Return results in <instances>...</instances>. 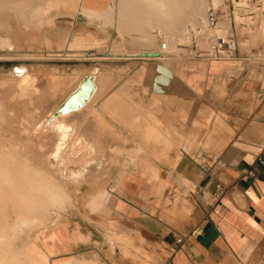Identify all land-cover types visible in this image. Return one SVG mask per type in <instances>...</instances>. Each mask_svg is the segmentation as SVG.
Here are the masks:
<instances>
[{
	"label": "rangeland",
	"instance_id": "rangeland-1",
	"mask_svg": "<svg viewBox=\"0 0 264 264\" xmlns=\"http://www.w3.org/2000/svg\"><path fill=\"white\" fill-rule=\"evenodd\" d=\"M23 1L24 0H0L2 4V10L0 9V11H2L0 12V18L2 19V21L0 19V35H4L6 32L5 30L8 26L6 21H8L11 27L13 25H17L16 27H18L19 24H24L21 20L22 16L17 10L5 8L7 5L16 6L18 3H23ZM28 1L31 5H37L39 2V0ZM222 2V5L217 7V12L220 15L219 23L215 28L211 29L201 28L192 18L194 14H204V6H201L200 0H180L179 8L173 10L169 18L158 16V11L156 10H150L149 8H145L144 10L143 7L130 3L128 0H109V2L102 3L108 14L106 20L102 17L85 19L79 16L78 13L76 14L71 6H62L56 10L52 9L51 15L48 18H44L42 21L45 22V24H49V22L53 21V26L57 25L56 27L58 28L59 26H64L65 29L68 28V30H71L69 40L73 36V33L74 35L80 33L77 38L73 39L75 43H66V37H64L65 40H63L64 38L62 37L63 42L59 38L53 39V43L55 44H42L40 46L41 48L39 47L41 50L39 48L37 49L36 56L31 55L34 53L27 46L23 47L22 45L21 47V45H17L16 43H14L15 46H13L12 49L0 46V102H2L0 105V145L3 143L6 144L8 141L6 139H8L9 127L4 114H6V110L9 109L8 104L11 105L13 103L12 105H24L27 107L28 111L32 113V116L30 115L31 122L25 123L28 131L13 133V136L11 135L12 140H15L16 145L18 144L20 147L25 148L23 152L26 154H30L31 152L36 153V151L39 150H41V153L45 151L46 146L42 148L41 146L46 145L47 138L50 137L51 141L53 131L51 130V133L45 134L44 129L48 128V126L55 121L54 117L57 115L56 112L59 105L66 98V95L71 93L68 91L73 87L77 88L79 79L88 73L95 74L94 76L97 78L96 83H100L101 85L102 82L107 84L109 78L111 80L110 83H113L114 77L127 84H150L152 88V109L150 107L148 108L150 111L155 112L156 117L154 120L159 123H153V125H158L157 130L151 125L153 132L151 136L149 135L146 137L147 144L149 145V147H147V152L152 153V157L130 156L127 154L129 150H123L119 146L122 154L115 155L113 158L112 156H98V158H103L101 160L105 163H97L96 165L94 163L84 164L83 167L99 172L92 176V180L90 177L86 182H81V184L76 182L78 183L76 185L63 182V185L67 187L66 192H64L65 194H63V192L60 194V191L58 193V189L52 186L41 187L39 184L40 181L36 177V181L33 183L34 186H26L21 189V194L33 198L34 203L30 201L25 204H18L17 202H11L7 185L0 187V264H40V262L44 261V256L39 261L42 255L38 253L34 254V248L41 242L46 244L49 240L50 232H54L56 228L64 227L71 216L78 215L88 220L92 212H98L99 209L93 210L89 205L83 204L82 197L89 196V194L92 193L90 192L91 190L95 189V192L100 191L102 194L104 191L108 192L107 190L110 188L118 192V185L129 190L142 179L153 187V196L158 198L157 204L160 209H162V203H177L183 195L187 194L181 185V183L186 185L187 183H185L182 176L176 171L178 165H176L177 156H182L180 149L184 141L181 140L182 135L176 131H172L173 129L168 126V122L174 121L178 124V126L175 124V127H179V129H183L186 132L188 131L190 135L187 136L192 137V140L185 141V148L189 152L191 151L192 157H194L198 149L207 151H210L211 148L218 149L220 146L217 147L211 144L212 146L208 145L207 148L202 145L207 140L206 138L208 135L212 134L218 122L228 123L229 120H234V127H237L235 123L237 118L236 116H232L230 112L221 109L222 100L220 98L216 100L215 103H212L203 96L192 93L190 98L185 99L184 105L181 103L178 104L176 98L168 95L172 80L174 79V74L168 64L179 60H196L197 58H204L202 54L207 50L211 40L215 37L219 38L217 34L222 31L221 33L224 34V37L220 36L222 40H224V38H234L238 42V59L223 60V62H230V65L221 64L222 68L232 66L234 72L231 74H234V76H238L241 70L247 69L250 74H252V78L263 79L264 77V34L259 31L260 28L257 26L258 24L256 21L248 19L247 17L245 18L246 20L244 17L241 20L236 19L235 14H233L236 8L232 0H223ZM247 5L248 9H246V13L249 9H253L251 3ZM25 8L26 5H23L21 9ZM222 11H224V13ZM6 14L8 16H6ZM126 14H131L132 18L126 20ZM140 17L145 18V20H141V22L137 24V22H139L137 19ZM5 18L7 20H5ZM3 19L5 21H3ZM146 19L150 20L154 25L145 26L147 25ZM133 20H135V22ZM70 23H73L72 26ZM102 23H104V25ZM143 23H145V25ZM40 25H43V23ZM69 26L71 29H69ZM128 29H130V36L126 35L124 36V40H120L121 38L117 36V32ZM91 34L105 37L104 43L101 44L96 42L91 37ZM142 34L152 36V41L155 42L152 44L151 41H144L143 38L140 37ZM202 36H204L205 40L203 39V41H200V37ZM41 40L44 41V37H42ZM111 41H123L122 44L124 47H122V49L115 48L113 45H110ZM162 41L167 42V44L169 43L170 50L169 53L162 56L160 60L133 55V53L140 52L141 48L152 47V50H157V48H159V43ZM171 41L173 43H171ZM170 43L173 45L175 43L176 46H170ZM146 44L150 46H146ZM37 53H39V55ZM44 54L47 56L45 57ZM145 65H147L149 69L155 68L156 70L149 73L139 72L141 66ZM18 66L23 67L26 74H32V84L25 88L13 86L11 83L13 78L12 69ZM162 67H164V70H162ZM132 72L136 73V76L131 78L129 75ZM76 74H79L78 78H75L77 76ZM145 79H147V82ZM150 79L151 81L149 82ZM103 86L104 85H102V87ZM100 87L101 86L98 85L96 91L98 94L97 99L102 95L100 92L102 87ZM21 90L24 91L23 94H25V96H23ZM112 94L113 93L109 94L108 97ZM119 94H122L123 97L124 95L128 96L123 93ZM143 95L145 96L146 94L144 93ZM108 97L105 101H107ZM155 98L158 100V103L154 101ZM13 99H15V102L12 101ZM96 102L94 101L93 107L89 108V112H92L93 115L96 113ZM145 109L147 110V108ZM191 109L192 115L189 114ZM203 112L205 114H201ZM187 114L189 116H186L188 119L187 121L194 119V115H196L199 118L196 119L198 121L201 120L200 123L202 124L199 123L195 125L194 127L196 128L186 123H184V126L182 123V116ZM87 116L90 115L88 114ZM202 116L204 118H202ZM216 117L219 118L217 119ZM212 118H216L217 120L215 119V122L217 123H215ZM58 120H62L60 115L56 121ZM78 121H81V119ZM203 122H205V125ZM214 123L216 125H214ZM208 124H210V126ZM200 125L206 126V132H208L206 133L205 130L203 132L202 129L206 127L204 128V126H201L203 128H200L198 127ZM159 129L162 131V133L160 132L161 134H159ZM192 130H195L193 131L194 133H192ZM201 131L204 134H201ZM233 131L234 135L232 137L236 136L234 128ZM26 143L29 145L28 147ZM133 148L134 147H132V149ZM112 150L113 149H110L109 152H112ZM133 153H136V151ZM41 158L44 159L43 163L45 167H48L47 171L51 169L53 172L56 170V163H59L65 157L44 156ZM52 159L55 166L51 164ZM111 159L117 160V163L108 164V168L101 171ZM84 162H87L86 157H84ZM68 170L75 171L76 168L71 166ZM53 175H55V173H52L50 176ZM26 177L29 179L34 178V174L28 172ZM101 187L103 189H99ZM164 191L168 193L166 194ZM87 192L90 193L88 194ZM3 196H5L4 199ZM55 200L58 201L55 202ZM32 206H34L33 210H31ZM108 215L109 213L106 211L105 216L107 217ZM123 238L115 239L121 241L122 249L125 251L129 244L128 241L123 242ZM108 239L110 243L114 241L112 237H108ZM125 254L129 256V252ZM34 257H36V260ZM132 257L138 259L140 264H146V260L149 262L151 259V256L144 252L136 255L134 254ZM74 259L72 264H81L80 262H83V264L91 262L103 264V260L99 258L96 252L80 255ZM48 264L51 263L48 262ZM247 264H264V255L253 258Z\"/></svg>",
	"mask_w": 264,
	"mask_h": 264
},
{
	"label": "crops",
	"instance_id": "crops-1",
	"mask_svg": "<svg viewBox=\"0 0 264 264\" xmlns=\"http://www.w3.org/2000/svg\"><path fill=\"white\" fill-rule=\"evenodd\" d=\"M88 1L91 7L109 2ZM229 63L197 58L168 64L174 74L168 95L176 98L178 104L184 105L192 93L212 103L220 98L221 109L237 118V127H234V120L228 121L233 133L226 134V137L230 135L228 140L225 137L226 142L218 149H198L194 157L185 148V141L192 140L187 136L190 135L188 131L175 127L178 124L174 121L168 122L172 131L182 135L184 141L176 171L187 183H181L187 194L177 203H162L160 209L158 198L153 196V187L142 179L129 190L121 185L117 186L118 192L109 188V196L102 200L103 206L98 212H92L88 220L71 216L64 227L49 233L46 244L41 242L34 248V254L42 255L39 261L44 256L51 264H72L77 256L96 252L103 264H140L132 256L144 252L151 256L146 264H247L264 255V77L252 78L247 69L234 76L232 66H221ZM135 76L133 72L129 75ZM110 82L109 78L95 104V117L98 118L90 115L79 122L82 128L90 124L99 128L90 135L97 139L99 150L104 155L107 153L105 157L110 156L111 145L131 150V139L135 134L136 137L141 135V131L133 128L141 123L131 115L136 103L144 108L152 107L150 84H127L116 77ZM76 89L73 87L68 92ZM111 93L128 95H124L129 99V110L126 111L125 106L122 108L123 120L116 113L114 118L110 117L103 107ZM119 109L115 108V112ZM189 114L192 115V109ZM129 121L134 123H127ZM182 123L192 125V119L182 120ZM232 126L236 132L234 137ZM109 129L113 135L107 132ZM82 198L83 204L89 205V196ZM108 237L114 241L110 243ZM121 237L129 244L128 247L123 245L125 251L121 241L115 239Z\"/></svg>",
	"mask_w": 264,
	"mask_h": 264
},
{
	"label": "bare ground",
	"instance_id": "bare-ground-1",
	"mask_svg": "<svg viewBox=\"0 0 264 264\" xmlns=\"http://www.w3.org/2000/svg\"><path fill=\"white\" fill-rule=\"evenodd\" d=\"M128 1L130 3L136 4L139 7H143L144 10H145V8H149L150 10H156V11H158L157 15L160 17H163V18H169L171 16L173 10L178 9L179 4H180V0H128ZM222 1L223 0H200L201 6H204V14L197 13V14L193 15L192 18L194 19L196 24L200 25V27L204 28V29L215 28L219 23V16H220L217 12V7H219V5H222V3H223ZM232 2L234 3V6L236 8L235 13L232 12L233 14H235L236 19L241 20V19H243V17H244V19L247 17L248 19L256 21L258 24L257 26H259V28H260L259 31L264 34V0H232ZM248 2L251 3L253 9L252 10L249 9L250 11L248 10L249 12L247 11V13H246V9H248L247 4H250ZM23 5H26L25 9H21ZM1 6H2V4L0 3V9H1ZM62 6H71L73 8V11L76 14L78 13L79 16H81L85 19L95 18V17L101 18L102 17V18H105V20H106V18L108 17V14L106 13L105 6L103 4L98 5V7H91L88 0H39L37 5H31V4H29L28 0H24L23 3H18L16 6L7 5L5 7L9 10L10 9L17 10L19 12V14L22 16L21 20L23 21L24 24L18 23L19 26L16 27L17 25L16 26L13 25L15 27L14 28L13 26L11 27V25L8 23V21H6L8 26L6 27L5 34L0 35V46L4 47V48L5 47L11 48V49L13 48V46H15L14 43H16L17 45H21V47H22V45H23V47L27 46L34 53L31 55L36 56V51H38L37 49L42 44L47 43V44L51 45V43H52L54 45L55 43H53L54 42L53 39L55 40V39L59 38L62 41V39L64 37H66L67 38L66 43H69V42L75 43V40H73V39L77 38L78 35H80V33L79 34L76 33L75 35L73 33V36L69 40V37L71 36V30H68V28L65 29L64 26H62L63 28L60 26L58 28V27H56L57 25L53 26V23H52L53 21L49 22V24H45V22L42 21L44 18H48L51 15L52 9L56 10ZM223 8H225V7H223ZM0 12H2V11H0ZM222 12L224 13V11H222ZM7 14H6V16H8ZM66 15H68V14H66ZM17 16H18V14H17ZM57 16H59V15H57ZM125 17H126V20H130L132 18L131 14H126ZM6 18H5V20L8 19V18L7 19ZM5 20L3 19V21H5ZM137 20H139V22H137V24H139L141 22V20L143 21V20H145V18L140 17ZM1 21H2V19H1ZM133 21L135 22V20H133ZM146 21H147L146 22L147 25H145V23H143L145 26H148V25L153 26L154 25V24H152V22H150V20L146 19ZM19 22H20V20H19ZM40 22H42L43 25H40V24H42ZM247 22H248V20H247ZM249 22H251V21H249ZM73 23H70L71 26ZM102 24L104 25V23H102ZM142 27H143V25H142ZM69 29H71L70 26H69ZM98 30H100V29H98ZM259 31H258V33H259ZM94 32H96V31H94ZM221 32L222 31L218 32V34H217L219 38H220V36L222 37L224 35ZM97 34H98V32H97ZM100 34H102V33H100ZM130 34H131L130 29L120 30L117 32V36L121 38L120 40H124V36H126V35L130 36ZM42 37H44V41L41 40ZM91 37L98 43H101V44L104 43L105 37H100V35L97 36V35H93V34H91ZM140 37L143 38V40L146 42L151 41L152 44L155 42V41H152V36H150V35L142 34V35H140ZM154 38H155V36H154ZM203 39H204V36L200 37V41H203ZM225 39L226 38H224V40ZM63 40H65V38ZM126 40H127V38H126ZM129 40H130V38H129ZM169 40H170V38H169ZM172 40H173V38H172ZM122 42L123 41H111L110 45H113V47H115V48L122 49V47H124ZM171 43H173V42L171 41ZM171 43H170V46L175 45V43H174V45ZM176 44H178V43H176ZM148 45L146 44V46H148ZM160 45H161V42L159 43V47H160ZM58 46H59V44H58ZM27 47H26V50H27ZM56 47H57V45H56ZM168 47H169V43H168ZM151 48L152 47L141 48L140 52L133 53V55L135 54L139 57L154 58V59L160 60L162 58V55H159L160 49L157 48V50H152ZM169 50H170V47H169ZM39 53H37V54L39 55ZM46 56L47 55H45V57ZM149 67H152V66H149ZM23 69L24 68L21 66H18L16 68L12 69L13 78H12L11 83L13 86H20V87L25 88L26 86L32 84V80H31L32 74L31 75H29L28 73L26 74ZM155 70H156L155 68L149 69L148 66L145 65V66H141V69L139 70V72H148L149 73V72L155 71ZM162 70H164V67H162ZM76 75L77 76L75 78H78L79 74H76ZM94 75L88 73V74H85L81 79H79L76 91L71 92L70 94H67L66 98L59 105V108L56 112L57 115H55V117H54L55 121L53 123H51V125H49L48 128L44 129L45 134L51 133V130L53 132H52V137H51L52 142L50 141V137H49L46 140L47 141L46 145L41 146V148L43 146H46V150L43 151L42 153H41V150H39V151H36V153L31 152L30 154H26L25 152H23L25 148L20 147L17 144L19 146L18 147L15 143V140H12V136H13L12 134L13 133L14 134L17 132L23 133L25 131H28L27 125L25 123L31 122L30 117L32 116L31 115L32 113L29 112L27 107H25L24 105H21V106L16 105V104L12 105L13 103L11 105L8 104L9 109H7L6 110L7 113L4 114V117L6 116V122L8 123V127H9L8 136H7L8 139H6L8 141L6 144L3 143L2 145H0V161H1V165H0V187L7 185L8 192L10 193L9 196L11 197L12 203L17 202L18 204H25V203H28L30 201L34 203L33 198H29L28 195H22L21 194V189L25 188L26 186H34L33 183H34V181H36V177L39 179L40 182H42V183L39 182L41 187L52 186V187H55L58 189V191H57L58 193L60 191V194H61V192H63V194H65L64 192H66L67 187L63 185V182H69L71 185L72 184L76 185L78 183L81 184V182H86L87 179L90 177L92 180V176L99 173V172H96V170L87 169V168L83 167L85 163H94L95 165L97 163L98 164L105 163L101 160L103 158H98V156H100V154H102V155H104V154L102 151L99 150V143L96 141L97 139H94L95 136H91L93 133H96L97 129H99V128L97 126H95L94 128L91 127L90 125H93V124H90L91 122L89 123L90 125L84 126L82 128L79 124L80 121H78V120L82 119V117L87 116L88 114L91 115L92 117L96 116V113H95V115H93L92 112H89V108L93 107L92 106L93 102L94 101L96 102V100H97L98 94L96 91L98 89V85H100L102 87V85L105 86L106 83L102 82V85L100 83L97 84L96 83L97 78ZM23 93H24V91H22V94ZM23 96H25V94H23ZM110 96L108 97L107 101L104 102V105L102 103L101 104L103 105L105 111L108 113V115L110 117L114 118V114L116 113V115L119 118H121V120H123L124 114H121L123 112L122 108L125 106L127 108L126 111L129 110L128 109L129 108V100H125L123 95L119 94V93H113ZM6 99H8V98H6ZM14 100L15 99H13L12 101L15 102ZM18 101H19V99H18ZM154 101H156L158 103V100L156 98ZM138 103H136L135 109L132 110L131 115L135 116L134 118H136V120H138V122H141L142 124L138 123L137 125H135L136 127L134 125H132V127L134 126L133 128H136L137 131H139V133H140V131L142 133L140 135L137 132L139 134L140 138H139V136L136 137V134L134 136V137H136V139L133 137V139H135V140L130 138L132 140L134 148L127 151V154L130 156H134V157L135 156H151L152 157V155H151L152 153L147 152L148 151L147 147H149V145L147 144L146 137L149 135L151 136V134L153 132L151 129V125H153V123H155V122H157V124H159V123H158V121L154 120V118L156 117V114L154 111H150L148 107L146 110L145 108H143L144 105L141 106ZM1 104H2V102H0V105ZM4 104H6V103H4ZM17 104H19V103H17ZM117 107L121 108V109H119L120 114H117V113H119V110H118V112H115V111H117V110H115V108H117ZM20 108H21V110H20ZM151 109H152V107H151ZM90 110H92V109H90ZM95 110H96V108H95ZM201 114H205V113L203 112ZM201 114H200V116H201ZM59 115L61 116L62 120L56 121V119H58ZM101 115H104V114L101 113ZM125 115H126V117L128 116L127 114H125ZM2 116H3V114H2ZM186 116H188V114L182 116V120L184 122L187 121ZM194 116H195V118L193 117L194 119H192V125H191L193 127L195 125L199 124L201 121V120L198 121L196 119V118H198L196 115H194ZM202 118H204V117L202 116ZM210 119H209V121H210ZM212 119H214V118H212ZM215 119H214V122H215ZM98 120H100V117ZM126 120L128 121V119H126ZM85 122H87V121H85ZM102 122H104V121H102ZM127 123H132V122L129 121ZM127 123H125V124H127ZM203 123L205 125V122H203ZM215 123H217V122H215ZM215 123H214V125H216ZM135 124H136V122H135ZM189 124H190V122H189ZM200 124H202V123H200ZM210 124H211V122H210ZM210 124H208V125L210 126ZM227 124L218 122V124L214 128L212 134L211 135L207 134L208 135V137L206 138L207 140L203 143L202 146L207 147L208 145L209 146L215 145V146L219 147L221 144L226 142L225 141V137L227 136L226 134H229V133L231 134V132H232L231 128H229L230 127L229 124L228 125ZM84 125H86V124H84ZM100 125L102 126V124H100ZM107 125H109V124H107ZM204 125H200L198 127L203 128L201 126H204ZM206 125H207V122H206ZM157 126L158 125H156V124L153 125V127L156 130H157ZM184 126H185V124H184ZM149 127H150V129H149ZM205 127L206 126H204V128ZM194 128H196V127H194ZM206 129H207V127L205 129H202V131L204 132V130H205V132H206ZM102 130H104V128ZM111 131L112 130L109 129L107 132H109V134L110 133L112 134ZM134 131H135V129L133 130V133H135ZM193 131H195V130H192V133H194ZM160 132L162 133L161 129H159V134H161ZM203 132L201 134H204ZM101 133H100V135H101ZM206 133H205V135H206ZM87 134H89V136H91L93 139H90V137ZM107 135H108V133H107ZM103 136H104V133H103ZM229 136L226 137V139L229 138ZM137 138H139V139H137ZM114 139H115V137H114ZM101 144H103V142ZM233 144H235V143H233ZM26 146L28 147L29 145L26 143ZM107 146H108V144H107ZM236 146H237V144H236ZM109 148L113 149L112 152H110V156H112V158L115 155L122 154L121 148L119 147V145H115V146L111 145V146H109ZM115 150H116V152H115ZM134 151H136V153H133ZM44 156H46V157L63 156L65 158H63V160L60 161L59 163H56V166H55V163H53L54 162L53 159L51 160V164H53L56 167V170H54L55 172L54 171L52 172L51 169H50V171H47L48 167H45V165L43 163L44 159L41 158ZM84 157L87 158V162H84ZM180 158H181V156L178 155L177 161ZM116 161L117 160L111 159L108 163H106L105 168L102 169L101 171H104L106 168H108V164L115 163ZM71 166L76 168V170L75 171L68 170L69 167H71ZM28 172L34 174V178L29 179L28 177H26V174ZM52 173H55V175L50 176ZM76 182H78V183H76ZM99 189H103V188L101 187ZM66 195H64V196H66ZM108 196H109L108 192L104 191V193L101 194L100 191H96V192L94 191V193L89 194V198H90L89 206L93 210L100 209L101 206H103L102 200L106 199ZM4 198H5V196H3V199ZM56 201H58V200H55V202ZM10 206H11V204H10ZM33 208H34V206L31 207V210H33ZM80 263L83 264V262H80ZM40 264H48L47 258L45 257L44 261L40 262ZM85 264H95V263H85Z\"/></svg>",
	"mask_w": 264,
	"mask_h": 264
},
{
	"label": "built area",
	"instance_id": "built-area-1",
	"mask_svg": "<svg viewBox=\"0 0 264 264\" xmlns=\"http://www.w3.org/2000/svg\"><path fill=\"white\" fill-rule=\"evenodd\" d=\"M160 55L164 56L169 53L168 44L164 41L161 42L159 47ZM238 42L234 38L222 40L215 37L211 40L207 50L202 54L206 59L213 60H235L237 56Z\"/></svg>",
	"mask_w": 264,
	"mask_h": 264
}]
</instances>
